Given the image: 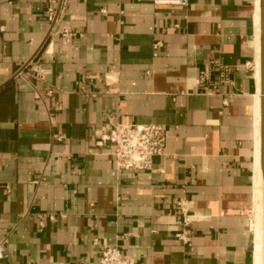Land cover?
<instances>
[{
    "label": "crops",
    "instance_id": "obj_1",
    "mask_svg": "<svg viewBox=\"0 0 264 264\" xmlns=\"http://www.w3.org/2000/svg\"><path fill=\"white\" fill-rule=\"evenodd\" d=\"M61 1L0 0V264H99L104 247L255 264L257 0H69L70 40L50 37ZM211 61L232 85L198 84ZM30 63L44 79L19 77ZM117 123L166 127L152 171H118L97 145Z\"/></svg>",
    "mask_w": 264,
    "mask_h": 264
},
{
    "label": "built area",
    "instance_id": "obj_2",
    "mask_svg": "<svg viewBox=\"0 0 264 264\" xmlns=\"http://www.w3.org/2000/svg\"><path fill=\"white\" fill-rule=\"evenodd\" d=\"M69 0L61 1V9L57 13L54 6L48 9V19L53 24L50 31V37L60 36L63 39L70 40L76 36L72 29H60V22L65 13ZM155 5L181 6L187 7L190 0H151ZM54 4L56 2L54 1ZM27 67H29L27 69ZM235 68L222 65L219 61H211L200 71L198 84L203 87H210L211 92L222 85L233 84V74ZM48 71L41 68L40 65L30 63L26 70L19 74L21 79L31 76L33 73L39 74L40 79H44ZM227 105V102L224 101ZM58 141L66 139L64 135L55 137ZM168 134L164 125L148 124L136 125L128 123L106 124L101 129V136L97 145L104 147L111 145L113 147L112 157L116 163L118 171H152L153 159L158 156H164L166 153ZM178 206L184 211V204L178 203ZM51 220L55 217L50 215ZM180 239L189 243L186 235H179ZM7 256L6 248L0 243V259ZM99 264H135V261L126 257L117 247H104L101 252Z\"/></svg>",
    "mask_w": 264,
    "mask_h": 264
},
{
    "label": "bare ground",
    "instance_id": "obj_3",
    "mask_svg": "<svg viewBox=\"0 0 264 264\" xmlns=\"http://www.w3.org/2000/svg\"><path fill=\"white\" fill-rule=\"evenodd\" d=\"M256 41L258 47L257 78L262 80V23L261 0H257ZM260 100V98H259ZM260 115L256 133V162H255V209L252 230L255 235V264H264V176L262 170V89ZM254 237V236H253Z\"/></svg>",
    "mask_w": 264,
    "mask_h": 264
},
{
    "label": "water",
    "instance_id": "obj_4",
    "mask_svg": "<svg viewBox=\"0 0 264 264\" xmlns=\"http://www.w3.org/2000/svg\"><path fill=\"white\" fill-rule=\"evenodd\" d=\"M262 23V170L264 176V0H261Z\"/></svg>",
    "mask_w": 264,
    "mask_h": 264
},
{
    "label": "rangeland",
    "instance_id": "obj_5",
    "mask_svg": "<svg viewBox=\"0 0 264 264\" xmlns=\"http://www.w3.org/2000/svg\"><path fill=\"white\" fill-rule=\"evenodd\" d=\"M254 216H255V215H254V213H253V221H254ZM252 223H253V222H252Z\"/></svg>",
    "mask_w": 264,
    "mask_h": 264
}]
</instances>
